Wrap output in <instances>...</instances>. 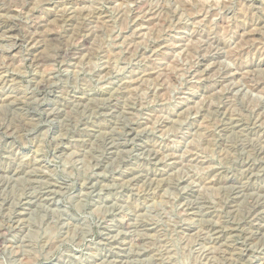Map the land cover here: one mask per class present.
I'll return each mask as SVG.
<instances>
[{
	"label": "rangeland",
	"instance_id": "374dc122",
	"mask_svg": "<svg viewBox=\"0 0 264 264\" xmlns=\"http://www.w3.org/2000/svg\"><path fill=\"white\" fill-rule=\"evenodd\" d=\"M0 9V264H264V0Z\"/></svg>",
	"mask_w": 264,
	"mask_h": 264
},
{
	"label": "bare ground",
	"instance_id": "6f19581e",
	"mask_svg": "<svg viewBox=\"0 0 264 264\" xmlns=\"http://www.w3.org/2000/svg\"><path fill=\"white\" fill-rule=\"evenodd\" d=\"M205 4V3H204ZM218 4V3H217ZM228 5V4H227ZM143 7V6H142ZM1 10V9H0ZM95 12V11H94ZM140 12V11H139ZM146 12V11H145ZM150 12H152V11H150ZM81 14V13H80ZM71 15H73V14H71ZM85 15V14H84ZM58 16H60V15H58ZM62 16V15H61ZM60 16V17H61ZM65 17V16H64ZM62 18V17H61ZM60 18V19H61ZM69 18H71V17H69ZM73 18V17H72ZM56 19L58 20V18L56 17ZM59 19V20H60ZM63 20H64V18H62ZM68 18H66V20H67ZM70 20V19H69ZM3 21V20H2ZM56 21V20H55ZM62 21V20H61ZM56 22H58V21H56ZM60 22V21H59ZM6 23L7 22H4V23H0V25H2L0 28L1 29H6V30H8L9 32H12L14 29H19L18 28V25L17 24H14V23H11V25H6ZM55 23V22H54ZM63 23V22H62ZM56 24V23H55ZM54 24V25H55ZM84 29V28H83ZM51 32V31H50ZM2 33H4V32H2ZM51 33H53V32H51ZM56 33V32H55ZM55 33H53V34H55ZM5 34H6V32H5ZM14 34V33H13ZM52 34V37L53 38H55V35H53ZM59 34V33H58ZM15 35V34H14ZM61 36V35H60ZM50 37V36H49ZM53 38H52V40H53ZM57 38V37H56ZM61 38V37H60ZM63 38V37H62ZM59 39V38H58ZM34 40V39H33ZM61 40V39H60ZM39 41V40H38ZM48 41H49V39H48ZM54 41V40H53ZM62 41V40H61ZM49 42H51V41H49ZM37 44V43H36ZM41 44V43H40ZM36 51V50H35ZM30 52V51H29ZM68 52V51H67ZM33 54V53H32ZM40 55V54H39ZM39 55H37V56H39ZM41 56V55H40ZM30 58V57H29ZM41 60V59H40ZM37 66H38V64H37ZM13 104V103H12ZM234 120V119H233ZM239 121V120H238ZM237 122V121H236ZM229 124V123H228ZM242 124V123H241ZM223 128V127H222ZM229 128V127H228ZM241 128V127H240ZM229 131V130H228ZM10 134H11V132H10ZM242 192V191H241ZM234 193V192H233ZM243 193V192H242ZM232 197V196H231ZM231 205V204H230ZM254 206V205H253ZM228 207V206H227ZM204 209V208H203ZM255 209V208H254ZM260 209V208H259ZM253 211V210H252ZM204 212V211H203ZM259 212V211H258ZM213 215V214H212ZM253 216V215H252ZM20 222V221H19ZM127 225V224H126ZM220 226H221V224H220ZM18 228V227H17ZM142 228V227H141ZM225 228V227H224ZM254 228H256V227H254ZM143 229V228H142ZM149 229V228H148ZM236 229V228H235ZM219 230V229H218ZM257 231V230H256ZM223 232V231H222ZM241 234V233H240ZM219 236V235H218ZM220 237V236H219ZM249 237V236H248ZM214 238V237H213ZM217 240V239H216ZM227 245V244H226ZM214 247V246H213ZM238 248V247H237ZM238 251V250H237ZM207 253V252H206ZM245 253V252H244ZM209 254V253H208ZM213 257V256H212ZM206 259H207V257H206Z\"/></svg>",
	"mask_w": 264,
	"mask_h": 264
}]
</instances>
